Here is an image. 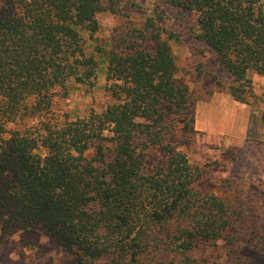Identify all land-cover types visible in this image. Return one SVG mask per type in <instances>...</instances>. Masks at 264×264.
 <instances>
[{
  "label": "trees",
  "instance_id": "trees-1",
  "mask_svg": "<svg viewBox=\"0 0 264 264\" xmlns=\"http://www.w3.org/2000/svg\"><path fill=\"white\" fill-rule=\"evenodd\" d=\"M125 4L0 0V238L44 235L66 264H197L201 247L237 246L238 216L202 191L207 166L171 140L164 109L184 118L194 100L176 78L170 42L181 31L165 23L194 13L188 39L230 78L217 86L256 107L248 73L264 78V0H162L142 25L114 29L97 57L87 52L97 14L123 16ZM102 63L112 102L83 118L55 115L69 84L95 87ZM253 249L264 254V206Z\"/></svg>",
  "mask_w": 264,
  "mask_h": 264
},
{
  "label": "rangeland",
  "instance_id": "rangeland-1",
  "mask_svg": "<svg viewBox=\"0 0 264 264\" xmlns=\"http://www.w3.org/2000/svg\"><path fill=\"white\" fill-rule=\"evenodd\" d=\"M124 1L123 16L109 12L97 14V42H88L87 52L97 57L99 53L95 48L103 46L114 29L125 24L142 25L162 0ZM179 21L168 19L165 25L181 31V42L171 41L170 45L177 64L176 78L188 87L194 103L184 118L164 109L166 120L175 127L171 140L192 164L207 166L205 180L200 184L202 191L222 198L238 216L234 222L238 228L237 246L228 247L220 240L201 247L194 257L197 264H264V254L253 249L264 206V78L248 73L254 93L251 100L256 99V107L233 100L226 89L216 84L217 79H221L226 85L230 78L218 67L213 56L203 48H194L188 39L196 15L186 13L181 24ZM104 68L105 63H102L96 85L89 91L79 84H69L68 97L55 100L52 107L55 115L61 119L83 118L92 111L101 112L110 104L112 100L103 89ZM197 68L203 70V76L196 75ZM185 123L192 124L193 130L185 129ZM159 158L155 150L148 166L151 168ZM229 248L235 253L228 254ZM69 259V253L44 235H33L30 243L23 240L21 231L7 232L0 238V264H66Z\"/></svg>",
  "mask_w": 264,
  "mask_h": 264
}]
</instances>
